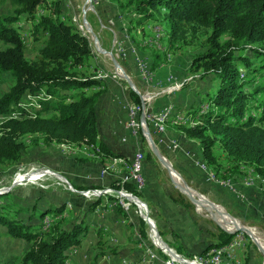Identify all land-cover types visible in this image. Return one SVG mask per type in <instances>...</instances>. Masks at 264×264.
<instances>
[{
	"label": "trees",
	"instance_id": "trees-1",
	"mask_svg": "<svg viewBox=\"0 0 264 264\" xmlns=\"http://www.w3.org/2000/svg\"><path fill=\"white\" fill-rule=\"evenodd\" d=\"M107 1L119 12L127 13L135 28L166 24L168 50L187 34L210 31L207 47L192 58L189 72H201L202 79L212 77L218 86L213 94L204 93L206 99L202 103L208 101L206 111L193 106L176 113L182 117L180 136L200 140V158L214 176L229 180L242 175L244 169L264 182V100L256 103L259 96H264V83L255 80L264 77V0ZM11 3L12 13H0V78L9 74L12 81L0 98V115L8 117L0 125V166L16 165L27 149L24 139L36 135L43 137L45 146L85 148L95 158H84L99 160L102 167L107 160H123L98 135L96 101L104 91L103 80L76 73V68L85 66L94 55L86 37L66 19L57 1ZM42 6L44 14L38 15ZM20 22L30 25L34 41L42 43L34 60L26 58ZM164 59L163 54H157L151 72L161 68ZM92 88L102 90L91 95L84 93ZM130 94L133 102L140 104V97L133 91ZM26 95L35 99L37 107L25 101ZM168 117L164 127L169 119L180 123L174 120L177 116ZM215 144L224 153L228 168L215 155ZM121 186L117 180L110 188L118 190ZM73 188L82 191L101 187ZM123 188L136 197L139 195L131 183L123 184ZM99 200L90 206V211L99 205ZM66 216L65 205L12 210L0 204L4 235L27 243L18 264H66L70 252L81 246L89 230L84 223L67 229L63 225ZM44 220L50 221L47 230L43 229ZM141 225L143 228L144 223ZM140 233L145 236L143 229ZM240 233L220 229L217 242L202 253L228 245Z\"/></svg>",
	"mask_w": 264,
	"mask_h": 264
},
{
	"label": "crops",
	"instance_id": "crops-1",
	"mask_svg": "<svg viewBox=\"0 0 264 264\" xmlns=\"http://www.w3.org/2000/svg\"><path fill=\"white\" fill-rule=\"evenodd\" d=\"M99 2L100 1H97L95 3ZM127 70L132 77H138L133 66H129V68L127 67ZM98 73L99 71L95 74L98 75ZM167 75L159 82L165 83ZM94 77L97 78V76ZM99 79L103 80L102 83L105 86L103 89L104 91L99 96L96 103L99 138L106 144L109 150L119 155L124 161L133 158L139 147L144 150L145 159L143 162V175L145 186L142 191L138 192L139 195L137 197L133 194L132 195L138 200L141 208L146 211L147 216L152 223L156 237L159 238L163 244H166L175 251L177 250L181 255L185 256L200 254L207 246L218 240V234L221 228L213 225L209 219L202 214V211L194 206L188 197L178 189L177 185L182 181L184 183L183 185L186 184V187L201 193L202 196L197 193L195 194L198 198V204L200 206L203 205L216 221L221 222L226 226L236 227L231 221H223L220 219V214H223L225 218L233 220V218L223 212L227 210L234 215L238 221L253 223L255 225L264 224L263 181H260L259 185H256L255 187H243L242 184H246V186L258 184L259 179L256 177L255 180H251L254 176H252V173L250 172H248L247 175V171L244 169H241L243 172L242 175H235L231 177L233 179L220 180L218 177L215 180L210 178L212 182L208 181L206 173L209 174L211 172L204 165H201L202 169L199 167V164L204 163L200 158V144L195 140H186L181 136H177L167 128V131L163 136L164 143L158 146L160 147L162 155L169 161L173 170L179 175L178 177L181 178V182H177L178 180L176 181L173 175L163 167L160 161L154 159L149 160L146 158L147 150L142 145L140 137L132 136L125 128L124 123L127 119L125 107L128 102L132 101L130 91L126 89L121 82L108 81L104 80V78ZM154 79H156L155 76ZM154 79L152 84L156 85L157 81L154 82ZM141 86L145 89L151 87L144 84H141ZM175 103L174 92L166 94L164 99L154 105L153 109L155 110L163 107L160 111L155 112V114H162L165 108L173 105L176 109ZM183 108L187 110V105L184 104ZM150 125L151 130H156L155 123L152 120H150ZM164 132L160 133V135ZM171 140L178 142L180 148L177 151H172L167 148V145ZM55 147L57 150L61 151V153L69 155V153L61 150L58 145ZM219 152L221 156V164L224 168H228L229 165H227L228 163L225 159L224 153L221 151ZM164 161L168 164L166 160ZM67 162L65 165L51 163L48 167L55 169L58 173L67 177V179L73 183V187L76 188L88 184H95V186L101 188L110 187L113 181L120 180L125 174L123 166H119L117 167L116 172L100 178V165L96 168V164L88 163L84 165V167H78L79 165L75 164L74 161L73 164L70 163L68 165ZM106 164H111V161ZM72 165L73 168L71 167ZM62 166H64L65 169H63ZM81 173L85 177L80 176ZM245 176L247 177L244 178ZM235 180L236 184H238L241 189L242 196L240 197H237L224 188L216 185L229 184L231 181ZM248 180L251 181L248 182ZM71 193L72 194L67 193L66 195L68 203L72 204L73 202H76L75 199L77 197L73 195V192ZM188 193L194 196L189 189ZM99 199V205L93 211H87V209L84 211L80 210L78 213L79 215H77L80 216L82 214V221L79 223H84L89 227L84 240L89 233L92 232L96 241L98 242L101 239L107 249L100 251V253H96L94 260L98 258H100L99 260L107 259V264H121L123 260L128 264H162L165 256L160 250L153 247L152 242L148 239V225L141 214V210L135 205H132L127 211L120 210L115 199L109 196H103ZM97 200L98 199L85 203L84 208L91 206ZM207 200L215 205L217 204V206L219 205L220 208L222 207L225 210L221 208L222 211L221 209L216 208ZM120 206L122 207V205ZM33 207L34 205L31 206V209ZM41 207L44 208L43 205ZM66 212V218H68L70 211L67 207ZM74 212H76V210ZM233 221L235 222V220ZM142 222L144 223L143 228L141 225ZM141 229L145 232V236L141 235ZM3 232H5V229L0 227V235ZM237 238L239 237L235 236L233 240ZM83 243L79 248L73 249L70 252V257L66 264L81 263V257L78 255ZM146 247L154 248L156 253L154 259L148 257L145 251ZM252 252L253 251L248 244L247 239L243 238V240L239 242V245L234 249L230 261L233 264H255Z\"/></svg>",
	"mask_w": 264,
	"mask_h": 264
},
{
	"label": "rangeland",
	"instance_id": "rangeland-1",
	"mask_svg": "<svg viewBox=\"0 0 264 264\" xmlns=\"http://www.w3.org/2000/svg\"><path fill=\"white\" fill-rule=\"evenodd\" d=\"M53 1L55 2L57 1L60 3L61 9L65 14L66 19L71 21L72 24L73 22L71 20V17L74 14L84 15L86 21L91 26L92 32L98 38L99 45L101 46L102 50H105L107 52H112V55L114 57H115L114 48L117 49L118 44L116 45V47H113V44L115 42V39L118 40L120 38H124V40L133 47L134 51L139 56H145L148 59L150 67L157 54L161 53L164 55L165 59L161 63L160 66L161 68L151 72L149 67V73H152L153 78L154 76L156 77V79H154V82L163 80L167 74L168 75L171 74L179 79L178 80L180 82L179 86L169 87V89H167V94L174 92L175 100H176L175 103L176 109L173 105L171 107L165 108L164 111H167L169 109L170 111L169 117L177 116V118H175L174 120L175 122H180V123L178 124L173 123V120L169 119L166 122V127H164L165 132L163 131L164 133L161 135H164L166 133L167 128L169 131L176 134L177 136L181 135L179 128L180 126H182L181 124L182 117L180 120L179 115H176V113L185 111V109L183 108L184 104L187 105V109L195 106L198 108L199 107L202 108V111L207 110L208 105L206 103L208 101L205 100L206 103H202L203 100L206 99L204 93L208 92L209 94H213L217 89L218 83L216 80H213L212 77L209 76L202 79L200 76L201 72L198 73L189 72V66L192 58L195 55L202 53L207 47V38L209 37L210 34L209 30H197L195 33L187 34L183 40L179 41L174 46L173 49L168 50L167 49L168 27L164 23L161 25L150 24L145 28H135L129 22V15H127V13L119 12L117 7L113 5V3L107 0H99L100 1L99 3H95L93 2V0L90 1L89 0H47L48 3H52ZM13 10L14 7L12 6L11 0H0V13L10 14L13 12ZM44 11H45L44 6H42L38 10V15L44 14ZM19 25L23 26L22 36L24 43L26 45V58L28 60H34L38 56V50L42 46V43L34 41V37L32 35L30 25L26 26L22 22H20ZM82 35L86 37L85 34ZM86 39L88 40L87 37ZM131 43H133L134 45ZM92 50L94 55L89 59L88 63L83 67L76 68L77 75L94 78V75H96L95 73L98 71H99L98 75H103V71L113 72L114 64L111 60V57L107 54L101 53L100 51H98V49L92 48ZM116 61L122 67L123 71L131 76V74L127 70V67L129 68V66H133V63L131 61H125L126 62L125 63L124 61L119 60L117 58ZM147 73H148V66H147ZM99 78H102V76H97V79ZM131 78L135 90H133L125 81H122L121 83L123 84L124 87H126V89L130 91V93L132 91L135 94H137V92H140V94L143 95V97H146V99L150 102L151 108H153L155 104H158L160 100L165 98L166 95L159 94V92L163 89V87L160 86L157 87L151 84L150 85L151 87L145 89L144 87L141 86V84L143 83L138 77H137L138 79L132 76ZM255 80L256 83L259 84L264 83V77L263 78L256 77ZM183 84L186 85L185 88ZM11 85H12V81L10 80L9 74H3L0 78V98L5 92L8 91ZM99 90H102V88L88 89L85 90L84 93L87 95H91ZM246 90H248V88ZM263 100H264V96L261 95L256 100V103L259 105ZM25 101L28 102L30 101L32 102L30 103V105H35L37 107L35 99L30 97L29 95L25 96ZM27 111L30 112L31 109L28 107ZM158 111L160 110H155V112ZM149 116L150 115H148V118ZM6 118L8 117L0 115V125ZM149 119H148V123L150 125L151 119L150 120ZM196 124L197 123L195 122V125ZM184 125L186 126V124ZM187 126H189V124ZM42 138L43 137L40 135L26 137L24 139V142L27 146V149L23 153L20 161L13 166H0V196H2L0 197V204L3 206L5 205V207L6 206L9 207L12 210H18L20 208L29 210L31 209L32 205H34L37 209H39L42 205L44 208L54 205H65L69 209L70 213L68 218H66L65 220L66 222L63 225L68 229L71 228L73 225L82 221L81 220L82 214L80 216L77 215H79L78 213L80 210L83 211L85 209H87V211L89 210L90 206L84 208L85 206L84 204L89 203L90 200L85 199L81 197V195L73 192V195L77 197L75 199L76 202H73L72 204L68 203L66 194L67 193L72 194L71 188L74 189L73 183L70 180H68L67 177L58 173L55 169H52L48 166H50L51 163H59L60 165L62 164L65 165L67 161H68L67 165L70 163L73 164L74 161L75 164L79 165L78 167H84V165L90 163V164H96V168H98V165H100V167L102 168V164H100L99 160H90L88 158L85 159L86 157L95 158V157H91L89 153L85 150V148L69 149L66 146L58 145V147L61 150H63L66 153H69V155H65L61 153V151L56 149L55 144H52L50 146H45L42 143ZM140 139L142 145L147 150L148 156L146 155V158L149 160L154 159L160 161L158 157L155 156L153 152L150 150L148 143L145 141V139L141 134H140ZM34 141H36L35 142L36 144L34 143ZM195 141L200 144V140H195ZM158 148H159V152L162 155L160 147ZM213 151L215 155L221 158L219 152L221 150L218 144H215V149ZM107 161H105L104 164L109 163V160ZM201 165H205V167L210 172H212L205 163ZM71 167L73 168V165ZM62 168L65 169L64 166H62ZM35 169H46V170H35ZM248 172L251 173V171L248 170L247 175ZM61 176L68 181L69 185L67 184L66 181H65L66 183L63 182ZM80 176L83 177L84 175H82L81 173ZM252 176L254 175L252 174ZM55 177L61 178L60 181L56 180ZM246 177L247 176H245L244 178ZM218 179L222 180L221 178ZM228 179H233V178H228ZM255 179L256 176L251 178V180H255ZM251 180H248V182ZM179 184L180 185L182 184L181 186H183L184 183L182 181L181 183H178V185ZM81 186L90 188L92 186H95V184H88ZM194 193L201 195V193H199L196 190L194 191ZM194 197L196 196L194 195ZM200 201L202 202L201 199ZM210 204L215 206L213 203ZM133 205L137 206L136 203H133ZM215 207L218 209L222 208V207L220 208L219 205ZM203 209L206 208L203 207ZM75 210L76 212H74ZM201 211L202 214L205 217H207L213 225L220 227L219 224H221L223 227L227 229L234 228V226H226L223 223L217 221L219 223L218 224L212 218V215L208 211L206 210H201ZM225 212L228 213V216L230 215L231 218L232 217L235 218V216L229 213L227 210H225ZM23 217L26 216L24 215ZM235 223L238 227H241L242 229L243 227H247L248 230H253L254 232H258L261 235H264V224L255 225L253 223H245L243 221H240V223H237L235 221ZM248 230L246 231L248 232ZM149 231L150 230L148 229V233ZM152 234H153L154 243L158 245H164L159 240V238L156 237L154 231H152ZM249 234L257 241V243L259 244L258 247H260L259 250L261 252L260 254L256 247L257 244L255 245L250 239V237L244 234L246 236L248 244L250 245L253 251L252 252L253 261L255 264H264V245L260 242V239L256 238L257 236L254 235L255 233L254 234L249 233ZM148 239H150L149 235H148ZM26 248H27L26 242L22 240L9 238L4 235V232L1 233L0 264H18V258L22 255L23 251ZM104 250L107 249L104 246V243H102L101 239L97 242L94 237V234L90 232L87 238L84 240L83 246L78 255L81 257L80 264H107L108 263L107 259L99 260L100 258H98L94 260L95 254L100 253V251H104Z\"/></svg>",
	"mask_w": 264,
	"mask_h": 264
},
{
	"label": "built area",
	"instance_id": "built-area-1",
	"mask_svg": "<svg viewBox=\"0 0 264 264\" xmlns=\"http://www.w3.org/2000/svg\"><path fill=\"white\" fill-rule=\"evenodd\" d=\"M97 1L99 0H93V2H97ZM83 17L84 15L74 14L71 17V20L73 24L76 26L78 32L86 35V37L89 40V45L93 49L94 48L100 49L101 46L99 45V41L96 42L91 33L92 29L90 24L88 22L85 23L83 21ZM117 44H118L117 49L114 48L115 57L124 62L131 61L133 63L134 70L137 76L139 77V79L142 81V83L144 85L150 86L154 78L152 76V73H147V66H149L148 59L145 56H139L134 51L133 47L124 40V38H120L118 40L115 39L113 47H116ZM122 71H123L122 67L121 69L114 67L113 72L103 71V75H94V76H102V78L108 81L122 82L125 81L123 79ZM128 76L132 81L131 76L130 75ZM178 80L179 79H177L173 75H168L165 79V83H161L157 81L155 86L163 87V89L159 92V94L166 95L167 89H169V87L179 86L180 82ZM137 95L140 97V101H141L140 104L130 101L125 107L127 119L124 123V126L134 137H138V136L140 137L141 134L146 142H147L146 138L148 133L152 138V140L154 141V144L158 148L159 147L158 145L160 144L162 145L164 143V139H163L164 135H160L159 131L151 130V127L148 123V115H155V109L150 107V102L146 99V97H143V95H141L140 92H137ZM179 119L181 120V115H179ZM167 148L172 151H177L180 147L177 141L171 140L170 143L167 145ZM144 153H145L144 150L141 147H139L136 150L133 158H131L129 161L111 160V164L103 165V167L99 172L100 178H103L104 176L110 173L116 172L117 167L123 166V168L125 169V174L120 179L122 185L120 189L115 190L110 187H105L100 189H87V190L79 191V190H74L70 187L72 192L79 194L81 195V197L88 199L90 201L94 199H98L103 196L112 197L115 199L118 205H122V209L124 211L129 210L133 205V203H136L138 208L141 210V214L143 218L146 221L145 218V216L147 215L146 211L141 208V205L136 200V198L123 188V184L131 183L135 186L138 192L143 190L145 186V179L143 175V162L145 159ZM199 167L201 168V164H199ZM35 170H46V169H35ZM206 174L208 181H211L209 174L208 173ZM260 181H262V179H258V184H253V186H246V184H242V186L245 188L255 187L256 185H259ZM216 185L224 188L225 190H227L228 192L232 193L237 197L242 196L241 189L239 188V185L236 184V180L231 181V183L229 184H216ZM146 223L148 225V229L150 230L148 235L149 238L151 239L152 246L160 250L165 256V259L162 264H233L230 261L232 258V253L234 249L239 245V242L243 240V238H245L243 233L241 232L240 234L236 235L239 238L232 240L229 245H225L220 248L211 249L206 253L195 254L192 255V257H187L178 254L173 248L169 246L158 245L154 243L153 234H152L153 231L152 223L151 221H146ZM43 229L47 230L48 227H44L43 225ZM153 247L145 248L146 254L150 259H154L156 257L155 256L156 253ZM121 264H128V263L125 260H123Z\"/></svg>",
	"mask_w": 264,
	"mask_h": 264
},
{
	"label": "water",
	"instance_id": "water-1",
	"mask_svg": "<svg viewBox=\"0 0 264 264\" xmlns=\"http://www.w3.org/2000/svg\"><path fill=\"white\" fill-rule=\"evenodd\" d=\"M83 21L85 22V23H87V21H86V18H85V16L83 17ZM89 26V25H88ZM90 28V27H89ZM92 33V35H93V37H94V39H95V41L97 42L98 41V38L96 37V35L93 33V32H91ZM98 51H100L101 53H104V54H107V55H109L110 57H111V60H112V62H113V64H114V67H116V68H118V69H121V67H120V65L118 64V62L116 61V58L112 55V52H107V51H105V50H102V48H100V49H98ZM122 73H123V79L125 80V82L133 89V90H135V88H134V84H133V82L131 81V79L129 78V76L125 73V72H123L122 71ZM147 142H148V146H149V148H150V150L153 152V154L155 155V156H157L158 157V159L161 161V163L163 164V166L170 172V169H172V167H171V165H170V163H169V161L163 156V155H161V153L159 152V149L156 147V145L154 144V141L152 140V138L150 137V135L147 133ZM164 160H166V161H168V163H169V166L170 167H168V165L165 163V161ZM173 170V169H172ZM62 177V176H61ZM66 182H67V184L69 185V183H68V181L64 178V177H62ZM184 187H182V186H178L177 185V187H178V189L180 190V191H182L187 197H188V199L194 204V206H196L198 209H200V210H206V209H203V207L202 206H200L199 204H198V198L196 199V197H194V196H192V195H190L189 193H188V191L185 189V185H183ZM71 187V186H70ZM201 196V195H200ZM137 200V199H136ZM138 201V200H137ZM210 202V201H209ZM211 203V202H210ZM215 205V204H214ZM215 206H217V205H215ZM206 211H208V210H206ZM209 212V211H208ZM225 212V211H224ZM210 213V212H209ZM226 213V212H225ZM227 215H228V213H226ZM230 216V215H229ZM145 218H146V221H150V219L148 218V216L146 215L145 216ZM233 218V217H232ZM233 220H235L237 223H240L236 218H233ZM217 222V221H216ZM218 223V222H217ZM219 224V223H218ZM219 226H220V228L222 229V230H224L225 232H227V233H236V232H242L243 234H245V235H247L248 237H250V239L252 240V242L256 245V243H255V240L251 237V235H249L244 229H242V228H225V227H223L221 224H219ZM164 246H167L166 244H164ZM256 247H257V249H258V251H259V253L261 254V252H260V250H259V247L256 245Z\"/></svg>",
	"mask_w": 264,
	"mask_h": 264
},
{
	"label": "bare ground",
	"instance_id": "bare-ground-1",
	"mask_svg": "<svg viewBox=\"0 0 264 264\" xmlns=\"http://www.w3.org/2000/svg\"><path fill=\"white\" fill-rule=\"evenodd\" d=\"M169 109L167 110V111H164L162 114H159V115H157V114H155V115H150L149 116V118L155 123V129H156V131H159L160 133H162L163 131H164V119H165V117H167V116H169ZM148 118V119H149ZM117 161H124V160H117ZM166 163V162H165ZM167 164V163H166ZM168 165V164H167ZM169 167V166H168ZM170 172H171V174L173 175V177L176 179V181L177 182H181V179L178 177V175L174 172V171H172V169H170ZM52 175V174H51ZM54 176H56V175H54ZM58 176V175H57ZM209 176H210V178H212L213 180H215L216 179V177L214 176V174L213 173H209ZM56 178V180H59L60 181V179L62 178H59V177H55ZM63 179V178H62ZM63 182H65V180L63 179ZM66 183V182H65ZM223 183V182H222ZM179 186H181V185H179ZM182 187H184V186H182ZM185 189L188 191V188H186L185 187ZM190 190V189H189ZM194 195L196 194V193H194V191H192V190H190ZM220 219L221 220H223V221H226V220H229V221H231V223H233L236 227H234V228H241V227H238L237 225H236V223L232 220V219H228V218H225V216L223 215V214H220ZM212 218L216 221V219L212 216ZM218 220V219H217ZM43 225H44V227H49V225H50V221H48V220H44V222H43ZM243 227V226H242ZM243 229H245V231L246 230H248L247 229V227H243ZM247 232V231H246ZM248 234L249 233H255L254 235H256L257 237V239H260V242L264 245V235H261L260 233H258V232H254L253 230H248V232H247ZM250 235V234H249ZM252 237V236H251ZM253 238V237H252ZM254 239V238H253ZM255 240V239H254ZM255 243L257 244V246H259V244L257 243V241L255 240ZM260 248V247H259Z\"/></svg>",
	"mask_w": 264,
	"mask_h": 264
}]
</instances>
